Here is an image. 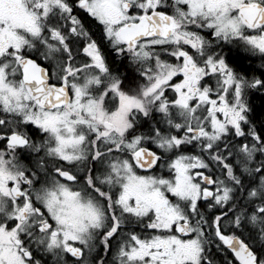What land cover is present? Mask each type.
Instances as JSON below:
<instances>
[{
    "label": "snow or ice",
    "instance_id": "1",
    "mask_svg": "<svg viewBox=\"0 0 264 264\" xmlns=\"http://www.w3.org/2000/svg\"><path fill=\"white\" fill-rule=\"evenodd\" d=\"M0 264H264V0H0Z\"/></svg>",
    "mask_w": 264,
    "mask_h": 264
}]
</instances>
